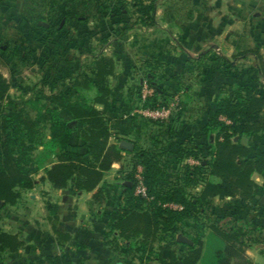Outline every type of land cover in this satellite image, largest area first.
Returning a JSON list of instances; mask_svg holds the SVG:
<instances>
[{"label":"trees","instance_id":"16d2710c","mask_svg":"<svg viewBox=\"0 0 264 264\" xmlns=\"http://www.w3.org/2000/svg\"><path fill=\"white\" fill-rule=\"evenodd\" d=\"M113 1L102 17H110V10L114 12L111 18L130 15L131 9L132 14H137V24L154 26L157 0ZM63 31V27L58 30L59 33ZM108 40V37L103 39L101 46ZM101 50L88 56L87 63L80 64L75 74L68 77L70 83L64 91H57L62 79L51 86L53 93L43 99L48 101L47 106L38 107V101L32 98L20 102L13 100L9 96L10 83L0 72L1 208L17 205L22 193L34 189L33 169H43L54 189H64L71 184L74 192H93V204L102 206L107 194L98 186L112 165L122 162L123 153H126L131 155V171L125 173L122 168V180L126 184L121 186L119 201L104 211V246L116 252L119 260L130 258L137 264L153 261L157 264H236L238 260L239 264H254L246 255L247 238H252V232L244 225L222 228L216 223H207L204 209L214 199L250 202L257 197L264 198V184L253 179L255 174L264 179V144L256 146L241 141L242 138L264 139V88L236 83L229 95H220L203 129L204 134L216 133L213 144H207L210 152L205 155L202 145L194 139L178 143L179 162L191 158L199 163L184 164L183 173L178 177L180 187L176 184L165 187L162 183L168 177V159L167 148L161 147L162 142L178 135L187 112V101L192 98L188 92L190 88L180 87L184 97V101L178 103L180 109L165 121H153L157 129L150 135L148 147L133 145L127 150L120 148L118 143L110 144L106 113L111 106L109 78L114 76L115 63ZM252 55L261 62L257 53ZM226 65L222 67L224 73ZM227 66L233 67L230 63ZM144 67L142 78L153 93L142 100L139 96L142 87L137 80V103L150 109L169 105L174 96L163 87L166 75H159L149 63ZM257 72L264 76L260 67ZM72 122L75 124L70 125ZM77 131L85 149L83 153L72 151L71 139ZM207 155L209 160H206ZM45 163L49 164L48 168H44ZM137 166L142 168L150 201L134 194L133 170ZM186 188L200 190L190 194ZM167 205H177L181 209ZM56 234L61 241H69L67 235ZM178 236L191 244L178 242ZM117 243L122 247L117 249ZM23 246L18 234L0 227V264L6 254L17 253ZM31 264L91 263L86 258L70 259L61 252L45 255Z\"/></svg>","mask_w":264,"mask_h":264},{"label":"rangeland","instance_id":"374dc122","mask_svg":"<svg viewBox=\"0 0 264 264\" xmlns=\"http://www.w3.org/2000/svg\"><path fill=\"white\" fill-rule=\"evenodd\" d=\"M113 2V0H0V72L10 83L9 96L17 102L32 98L38 101V107H42L48 104V101H43L44 97L53 93L51 86L60 79L62 81L60 80L61 82L57 85V91H64L70 83L67 80L68 77H72L76 70L80 68L81 61H84V64L87 62H85V57L84 59L81 58V55L90 56L95 52L98 53L102 47L101 42L103 39L110 38L109 34L113 32H115V35L121 34L125 27L133 23L132 18L128 19L124 15L111 18L114 13L111 10L110 17H102L105 11L113 5ZM226 4L227 6L237 7L232 8L235 18H231V20H234L235 24L232 22L233 27L228 29V31H234L235 35L232 33V35L226 37L227 46L220 40L218 45L221 46V49L218 47L215 51L220 56L226 55L234 64L233 67L229 68L227 66L229 61L227 62L225 79H217L218 76H212L214 67L211 60L202 61L195 66V78L189 79L192 83L189 85L192 91L196 93L194 101L196 109H202L203 107L201 106V100L204 95L207 96L206 88H208L209 98H213L220 90L221 95H229L236 83L252 84L259 87L260 90L264 88V76L257 72L258 67H260L264 73V14L262 20L245 18L247 16L245 12L251 8L249 3H245L248 8L245 9V5L242 7L237 2L234 6L235 2L226 0L221 3L219 8L218 3L214 1L194 0L196 10L205 6L207 9L214 11L213 20L215 21H218L214 18L215 16L217 18V16L228 15V8L224 6ZM157 7L160 12L164 11L167 14L166 18L162 19L163 23H160L163 29H167L165 24L171 20L168 17L170 12L179 8L183 10L190 9L191 5L185 0L178 3L174 0H159L157 1ZM238 8L242 10H238ZM228 20L230 21V19ZM61 27L64 31L59 33L58 30ZM241 32H243L241 42L243 49L235 54L230 51V45L232 46V44L229 40L232 39L233 41V37ZM111 37H113L112 34ZM100 52L110 54L108 50H101ZM253 53L258 54L261 62L252 55ZM259 76L261 81L258 80ZM110 81L112 87L116 88L117 84L114 79ZM185 82L180 83L181 86L175 90V93L172 91L170 93L174 96L176 93L181 92L180 87L189 83ZM135 86L136 83H132L134 89ZM169 104H171V100ZM62 116H66L65 113H62ZM220 120L225 121L223 118H220ZM225 122L229 123L228 121ZM196 132L190 133L185 128L182 132L178 131V135L169 138V141L164 140L162 142L161 147L167 148L166 158L168 159V162L166 161L168 164V177L162 183V186L168 187L169 184H176L180 187L181 183L178 181V177L183 173L181 169L184 164L198 165L199 163V161L191 158H188L185 162H179L176 156L178 143L186 140L190 141V139L196 141L197 139L196 143L201 142L204 154L210 152L211 147H207V144H213L216 133L193 135ZM147 139L150 142V137H147ZM241 141L243 143L250 142L256 146L264 144V139L250 140L242 138ZM129 159L124 161L125 164H123L125 173L131 171ZM209 159L210 156L207 155L206 160ZM137 167H134V174L138 169ZM41 175V171L33 169V176L36 181V191L33 192V195L36 196V204L22 206L20 209H10L6 206V208L3 207L4 210L0 205L2 227H8L11 222L14 223L17 220L18 222L21 221V224H24L23 222L27 224L29 214V219L36 221L40 225V230H42L43 224L45 225L46 222H43L41 199L38 200L41 196L40 189H44L40 182ZM211 180L215 181V179ZM254 181L261 185L264 184L262 177H255ZM185 190L190 194L195 193L193 188H186ZM119 191L121 190H115V192ZM113 194L110 192V199L106 200V202L109 201V205L116 204V198L112 196ZM29 209L31 215L28 212ZM204 212L207 223H216L222 228L239 224L244 225L247 231L252 232V238H247V245L252 248L246 254L248 258L256 257L257 250L264 253V198L257 197L250 202L240 199H214L211 204L205 207ZM248 239L255 241V243L249 242ZM36 243L39 244H35L30 248L32 253H36L33 251L38 252L35 258L30 256L32 253L28 252V248L25 247L21 252L22 254H20L25 256L24 260L16 254H6L3 257L4 262L2 264H31L37 259H42L46 254H58L56 248H47L43 251L41 249L42 242L37 240ZM116 247L118 249L122 245L117 243ZM36 257L38 258L36 259ZM117 260L121 264L125 260L131 262L130 264L136 262L130 258L124 260L117 258ZM235 263L239 264L240 261L236 260Z\"/></svg>","mask_w":264,"mask_h":264},{"label":"crops","instance_id":"0c3cea01","mask_svg":"<svg viewBox=\"0 0 264 264\" xmlns=\"http://www.w3.org/2000/svg\"><path fill=\"white\" fill-rule=\"evenodd\" d=\"M125 1L131 3L133 0ZM174 1L177 3L182 2V0ZM185 1L191 5L190 9L183 10L179 8L175 11H171L170 15H168L171 20L167 21L165 24L167 29H163L160 25V23H163L162 19L166 18L167 14L164 11L160 12L157 4L154 13L155 24L151 27H143L137 24V14H132L133 11L130 9V15H125V17H128V19L132 18L134 20L133 23L125 27L124 31L119 35L109 32V40L106 44L102 45L101 49L103 51L108 50L110 52V54L105 55L112 57L115 63L114 76L109 78V82L114 79L117 84L116 88H114L110 83V88L112 90L110 100L111 106L110 110L106 113L109 124L110 144H119L121 141H126L132 143L135 147L145 148L149 145L147 137H150L157 129L153 121H148L135 113V111L141 107L140 103L136 101V89L132 87V83L139 80L142 87V84L145 82L142 78V74L145 71L144 66L147 63L153 65L159 75H166L163 78V87L168 93H170V91L175 93V90L181 86L180 83H186L185 81L189 82L185 85V88H190L188 92L189 96L192 98L190 101H187V112L183 118L180 132L186 128L190 133L199 131L198 133L196 132L197 134L195 133L193 135L199 136L200 134H204L203 129L215 109L217 98L221 95V90L213 98H209L208 88H206L207 96L204 95L201 100V106L203 107L202 109H196L194 102L196 93L192 91L189 85L191 83L189 79L195 78V66L207 60H211V63H213L214 70L212 76H218L217 79H225V73L222 67L228 61L232 66L234 63L230 61L226 55H218L215 49L218 47L221 49V46L218 45L220 40L227 46L226 37L232 35V33L235 35L234 31H228V29L233 27L232 22H234V20H231V18H235L232 8L237 7H233L232 5L227 6V4L224 5L228 8V15L222 17L217 16V18L215 16L214 18L218 19V21H215L213 20L214 11L207 9L205 6L196 10L194 8V0ZM208 1L217 2L220 8L221 3L226 0ZM230 2H235L234 6L238 2L242 7L245 3H249L251 5L250 9L245 5V9H248L247 12H245V14H247L245 18L262 20L264 14V0H230ZM238 10L242 9L238 8ZM228 19H230V21ZM111 34L113 37H111ZM242 34L243 32L234 36L233 41L232 39H228L232 44V46L230 45V51L235 54L243 49L241 45L243 38ZM215 55L218 56L214 57ZM84 57L86 59L85 62L88 61L87 55H81L82 59H84ZM81 64H84V61H81ZM258 78V80L261 81L260 76ZM141 90L142 88L139 92L140 97ZM203 94L205 93L203 92ZM91 95H93V93L90 94V96ZM176 98L178 99V103L180 100L184 101L182 92L176 93L171 103ZM97 108L100 109L99 106ZM178 109H180L179 104L176 111ZM78 132L79 131H77L71 139V144L73 146L72 151L83 153L85 149L82 147L83 142L81 138H79ZM199 144H201V142ZM200 147L203 148V146ZM41 149L42 148H39L40 151ZM123 156V161L114 163L98 186L106 192L107 199H110V192L114 193L112 196H115L116 204L119 201L121 191L115 192V190L121 189V186L126 184L125 181L122 180L124 175L122 169L124 167L123 164H125L124 161L131 157L130 154L126 153H123ZM125 156L129 157L127 158ZM53 160L52 155L51 161ZM48 167L49 164L45 163L44 168ZM37 171L42 172L40 182L44 187V189H40V198L37 197L38 200L41 199L40 206L43 211L42 215L44 216L43 222H46L45 225L43 224L44 227L42 230H40V225L36 221L29 219V214L27 216L28 223L26 224L23 222L26 226L21 224V221L18 222L17 220L14 223L11 222L9 224L10 226L4 228L2 227V221L0 219V227L4 231L11 234H18L20 239L24 242V246L14 254L20 256V259L24 260L25 256L20 255L22 254V250L26 247L28 248V252H31L32 250L30 248L35 244H39L36 243L37 240H39L42 242L41 249L43 251L47 248H56L58 254L64 252V255L73 260L86 258L91 264H121L117 260L118 254L108 250L103 242L105 233L104 211L110 209L114 204L109 205V201H107L106 204L102 206H96L92 202L93 192H74L71 184H68L64 189H54L46 180L44 170L40 169ZM255 177L261 176L255 174L253 176L254 180ZM118 182H120L119 185ZM35 187L31 191L22 193V198L17 205L7 207L10 209H20L22 206L36 204L35 200L37 199L36 196L33 195V192L36 191ZM199 190L200 189L197 188L195 191L199 192ZM4 208L2 210H4ZM28 212H30L31 215L30 209ZM56 232L67 235L69 241H61ZM250 249L252 248L247 249L246 254H248ZM33 252L36 253L31 252L32 255L30 256L35 258L38 252ZM37 258L38 257H36V259ZM249 259L254 264H264V253L257 250L256 257H249ZM10 260L12 261V259ZM130 263L131 262L125 260L122 264ZM133 264L137 263L134 262ZM149 264H157V262L153 261Z\"/></svg>","mask_w":264,"mask_h":264},{"label":"built area","instance_id":"2783aa9c","mask_svg":"<svg viewBox=\"0 0 264 264\" xmlns=\"http://www.w3.org/2000/svg\"><path fill=\"white\" fill-rule=\"evenodd\" d=\"M152 93L153 90L149 88V86L144 82L142 84V90H141L142 100H145L146 97L151 96ZM177 106H178V99L176 98L171 104L165 107L156 108V109L141 107L137 109L135 113L139 114L142 118L148 121H165L174 113V111H176ZM137 168L138 169L133 177L134 194L138 197L145 199L146 201H150L151 198L147 196L146 187L144 186V182H143L142 168L140 166ZM167 206L172 209H181L177 205H167Z\"/></svg>","mask_w":264,"mask_h":264},{"label":"water","instance_id":"95a60500","mask_svg":"<svg viewBox=\"0 0 264 264\" xmlns=\"http://www.w3.org/2000/svg\"><path fill=\"white\" fill-rule=\"evenodd\" d=\"M70 125H74V122H72ZM119 147L123 148V149L131 150L133 148V144L129 143V142H126V141H121L119 143ZM177 241L181 242V243H186V244H189V245L191 244L190 241H188L187 239H185L182 236H178Z\"/></svg>","mask_w":264,"mask_h":264}]
</instances>
